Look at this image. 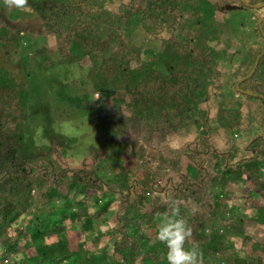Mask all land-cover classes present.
I'll return each mask as SVG.
<instances>
[{"label": "trees", "instance_id": "16d2710c", "mask_svg": "<svg viewBox=\"0 0 264 264\" xmlns=\"http://www.w3.org/2000/svg\"><path fill=\"white\" fill-rule=\"evenodd\" d=\"M28 1L27 7L34 12L31 17L35 21L26 17L23 24L26 29L31 24L42 29H27L24 33L40 30L45 39L53 37L57 54L56 59L38 60V71L46 74L67 64L75 65L76 72L86 74L94 93L108 101L105 104L99 99L93 102L100 120L99 128L109 124L113 132L124 138V147H131V162L141 163L144 180L142 183L126 180L125 171L119 169L116 179L105 181L93 168L59 171L52 164L33 162L21 156L31 121L28 86L17 83L9 71L1 70L0 264H168L167 249L157 239L161 214H171L174 206L182 209L183 204L190 203L192 214L183 218L192 229V237L185 242V248H197L198 264H264V242L257 244L246 233L247 220L240 215L230 219L219 217L216 195L209 193V184L218 179L225 198L231 200L234 193L228 189L230 181L247 175L254 184L249 197L254 206H259L258 218L252 222L264 226V206L260 203L263 198L258 197L259 193H264L262 44L258 46V55L248 65L243 63L244 70L235 87L246 102L238 108H220L215 117L210 107L216 89L221 90L216 59L228 62L226 55L233 57L238 52L227 54L225 49L219 52V45L229 48L221 40L222 25L215 17L228 16L233 6L242 9L264 0ZM18 9L12 0L6 8L0 6V45L14 44L19 38L6 18L10 10L19 12L9 14L10 17L23 19L25 13ZM138 25L145 26L152 38L163 44L160 54L145 58L148 51L125 38V33L132 32ZM256 26L260 32L263 25L257 21ZM261 39L264 40V29ZM212 78L216 79L214 85ZM116 94L123 96L117 101H127L132 106L131 114L119 112L113 98ZM75 102L82 106L81 101ZM190 125L201 127L202 132L185 150L163 149L172 134ZM254 128H258V135L241 146L237 135L250 133ZM49 132L46 129L44 136H53ZM57 137L61 144L58 150L66 151L68 145L64 142L68 137L62 134ZM218 142H222V146ZM160 174L164 179L161 184L156 183ZM45 177L54 180L52 187L56 189L64 187L67 180L69 188L75 190L74 200L67 194L58 198L62 203L57 209L54 199L53 203L46 201L48 205H38L31 192L35 186H41V179ZM155 191L163 192L165 200L148 201ZM87 194L92 195L96 205L102 204V210H108L116 201L121 202V210L131 213L125 224L113 229L112 251L106 247L92 253L88 244L81 241L76 248H71L68 233L73 235L77 231L70 227L68 231L62 224L80 216L74 208L81 212L85 204L76 197L89 198ZM47 196L45 189L43 198ZM185 211L189 212L182 209ZM85 215L83 222L78 219L77 230L92 232L103 225L102 220L87 212ZM138 222L142 227L137 228ZM220 225L229 233L244 236L243 246L231 255L233 259H222L217 236ZM246 245L250 252L247 257L239 258L238 250H244ZM20 248L23 253L17 254ZM77 253L79 261L69 262V257Z\"/></svg>", "mask_w": 264, "mask_h": 264}, {"label": "rangeland", "instance_id": "374dc122", "mask_svg": "<svg viewBox=\"0 0 264 264\" xmlns=\"http://www.w3.org/2000/svg\"><path fill=\"white\" fill-rule=\"evenodd\" d=\"M28 2L27 0L23 7L16 6L22 9H18L20 12L25 13L23 19H21L20 16L18 19L16 16L13 18L10 17L19 14V12L13 13L9 10V13H6L7 21L11 23L14 32L19 35V38L17 37L18 42L16 40L14 44L6 43L0 45V71L3 69L9 71L17 83H26L29 91L31 121L26 132L25 144L21 151V156L33 162L52 164L59 171L68 168H93L98 171L99 176L105 181L116 179V175H118L116 172L120 169L125 171L124 175L127 178L126 180H135L142 183L144 177L142 175L143 173L140 171L141 163L137 160L131 162L129 156L131 147H124V138H122L119 133L113 132L111 130L112 126L109 124L99 128L100 120L93 107V102L99 99L105 104L108 103V101L101 99L99 95L94 93L92 84L86 78V74H84L83 71L76 72L74 69L75 65L67 64L59 65L58 68L50 70L46 74H42V72L38 71L40 70L36 67V62L38 60L41 62L49 57L56 59L57 54L53 48L55 46L53 37L45 39L44 35L40 33V30H34L36 33L32 34L24 33L23 30L27 32V29H42L40 26H35L33 24L28 25L27 29L25 28L26 26H24L22 20L26 19V17L33 23L35 21L33 16L31 17L34 12L30 7H27L29 5ZM8 3L9 0H0V6L2 8H6ZM258 5L261 7L257 9L252 7L240 9L238 6H233L228 16L217 15L215 17V20L222 25L220 28L223 31L221 40L223 43H227L229 48V50H227L224 44L219 45V52L222 49H225L227 54L229 51L230 53L231 51H233V53L238 52L233 57L226 55L228 62L222 61L223 58H221L220 61L216 59L218 70L221 73V90L216 89V93L211 99L210 107L212 117H215L220 108H238L241 103L244 104L247 100L236 92L235 87L238 83L240 74L244 70L242 68L243 63L247 62L246 65H248L258 55L260 49L258 46H260V44L264 46V40L261 39V33L264 29V2ZM249 6H253V4ZM257 21L260 25H263L262 28L260 26V32L256 26ZM24 34H27L26 37L23 36ZM125 34V38L128 41L148 51L145 53L146 55H144L145 58L150 59L160 54L163 50V44L154 40L150 31L145 26L138 25L132 32H126ZM211 45L214 44L212 43ZM211 81L213 85L216 83L215 78H212ZM80 82H84L83 85H81ZM1 92L2 86L0 84V95ZM113 98L114 103L117 102L116 106L120 113L122 112L124 115L131 114L132 106H130L127 101H117V98L119 100L123 99L121 94L113 95ZM77 100L82 102V106L75 102ZM46 129L50 130L49 134H53V136L50 135L52 138H50L49 135L44 136ZM258 131V128H254L250 133H239L237 135V140L242 144L241 146H243L247 141L257 136ZM200 132H202L201 127L198 128L190 125L187 129L172 134L170 142L168 141L163 149L178 150L182 148L185 150V146L190 145L189 143H192ZM116 133L119 136H117ZM61 134L68 137L64 142V144L68 145L66 151L58 150L61 144L57 142L56 139H58L57 136ZM218 143L222 146V142ZM40 176L44 177L42 174ZM162 176L163 174H160V176L157 177L156 183L161 184V181L164 180ZM35 179L34 177L33 181ZM41 180V186H35L31 192V197L38 205H48L46 201L49 200L53 203L54 199L57 205L55 208L57 209L61 206L62 201L58 200V198L61 199L62 195L68 194L70 199L74 198L73 193L75 190L73 187L69 188V185H67L69 182L67 180H65L64 183L66 185L58 189L52 187L54 183L53 179L45 177ZM209 185V193L216 195L218 216H224L226 219H230L234 215L244 217L247 220L245 227L246 233H248L257 244L264 242V226L260 224L255 225L252 222L258 218L259 206H254V201L249 197L251 192L250 189L251 187L253 188L254 185L250 182V178L247 175L243 176L240 180L232 178L228 186V189L234 193L231 200L225 198V190H221L219 187L220 184L218 179ZM45 189H47L48 193L47 199L43 198ZM148 189H150V187H148ZM58 192H60V194ZM155 192L156 193H151V196L148 197V201L152 198L155 199L154 201L165 200L163 192ZM87 195L89 198L84 195L76 197L77 200L84 201L87 211L82 209L80 212L75 207L74 210L79 212L80 216H75V220H66L62 224L67 227L68 231L70 228L76 229L77 231V233L75 232L73 235H69L68 233L71 248H76L81 241L88 244L87 248L92 253L104 250L106 247H108L109 251H112L115 239L113 229H115V227L120 228L123 222L125 224L127 218L131 216V213L127 214L126 211L121 210V202L119 203L116 201L112 203L108 210H102V204L96 205L92 195ZM258 197L263 198V202L260 203L264 206V193H259ZM183 206L182 209H187L189 212H182V209L179 208L180 215L182 217L190 216L192 214V210H190L192 207L191 203L187 204V206L183 204ZM48 210L49 206H47V211ZM85 212H87L89 216L102 220L103 225L98 226L97 229L92 232H85L82 229L77 230L78 228L76 227H80V224H77L78 219H82L83 222L86 216ZM138 227H142L140 222L137 224V228ZM138 232L140 233L141 231ZM208 233H211L210 227H208ZM217 236L220 237L219 247L223 251L222 259L232 258L231 255H233V252L239 247H242L244 243L243 235L229 233L221 225ZM19 251L20 252L17 254L23 253L22 248H20ZM249 252L246 245L244 250H238L237 255H239V258H244L247 257ZM77 255L78 253L72 254L69 257V262L79 261Z\"/></svg>", "mask_w": 264, "mask_h": 264}, {"label": "clouds", "instance_id": "9594fccd", "mask_svg": "<svg viewBox=\"0 0 264 264\" xmlns=\"http://www.w3.org/2000/svg\"><path fill=\"white\" fill-rule=\"evenodd\" d=\"M17 7L25 6L27 0H12ZM175 204V202H173ZM157 239L167 249L168 264H198L199 253L196 247L185 248V242L192 237V229L180 216L179 207H173L171 214H161Z\"/></svg>", "mask_w": 264, "mask_h": 264}, {"label": "water", "instance_id": "95a60500", "mask_svg": "<svg viewBox=\"0 0 264 264\" xmlns=\"http://www.w3.org/2000/svg\"><path fill=\"white\" fill-rule=\"evenodd\" d=\"M243 1H244V0H243ZM244 2H245V1H244ZM251 7L257 9L258 7H261V6H260V5H257V6H256V5H253V6H251ZM254 71H255V70H253L252 74L254 73ZM250 76H251V75H250ZM250 76H249V77H250ZM248 94H249V95H253V93H251V92H248Z\"/></svg>", "mask_w": 264, "mask_h": 264}]
</instances>
